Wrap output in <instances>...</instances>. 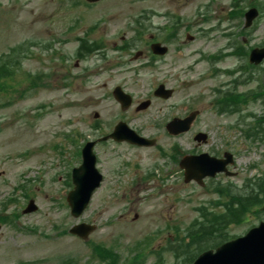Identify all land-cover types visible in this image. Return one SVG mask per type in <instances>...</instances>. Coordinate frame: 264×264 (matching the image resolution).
Here are the masks:
<instances>
[{
    "label": "rangeland",
    "instance_id": "1",
    "mask_svg": "<svg viewBox=\"0 0 264 264\" xmlns=\"http://www.w3.org/2000/svg\"><path fill=\"white\" fill-rule=\"evenodd\" d=\"M208 1L108 0L99 6L84 7L75 5L73 0H0V54L7 53L14 46L27 48V44L31 43L29 50L38 54H28L23 60L22 70L48 72L50 76L36 91L23 97L16 93L0 95V203L10 196L19 200L17 204H9L7 211H3L0 205V216L10 212L19 215L16 224L1 225L0 264H61L71 258L75 264H84L91 257L90 243L116 246L124 263L133 254L130 249L137 241L156 236L145 253L144 264H152L156 259L155 252L166 246L168 238H173L166 226L188 225L198 215L194 208L208 205L212 200L215 194L209 190L192 183H182L180 174L175 172L178 167H174L169 158L161 157L156 149L133 148L126 143L107 141L95 147L97 167L104 175V183L80 218L96 224L97 228L88 242H83L60 233L61 230H68L78 219H73L65 207V195L69 188L64 176L59 175L66 170V162L59 160L52 149L56 143L61 149L63 144L68 150L70 146L66 135H75L80 141L99 137L101 132L92 129L96 121L103 123V133L110 132L114 121L121 116L129 127L136 131L139 127L141 134L155 137L163 149L169 150L178 141L187 149L195 145L189 133L179 139L168 138L161 127L155 125V120L161 123L170 115L184 114L192 105L191 101H196L201 116L191 133L204 130L210 136L207 144L199 150L218 148L221 151L227 136L223 133L226 128L232 124L242 126L248 123L250 112L264 114L262 99L249 103L235 114L216 115L210 108L215 96L213 87L221 82H230L233 74H221L218 78L207 74L208 62L199 55L226 49L225 40L216 32L201 37L198 26L193 24L197 10ZM214 1L215 4L210 7L212 24L220 19L231 2ZM150 10L160 13L151 18V34L162 37L157 27L164 22L163 15L170 13L184 19L191 27L189 33L194 40L185 41L181 31L165 59L145 70L137 65L138 61L128 62V58L124 57L121 60H125V65L119 68H111L114 61H109L104 67L100 63L95 68L94 59L65 60L64 54H72L77 47L75 37L82 36L90 27L93 29L89 38H101L104 46L111 48L112 44L121 43L120 36L128 38L132 35L135 17ZM263 36L262 15L250 39H245V42L256 43ZM241 41L236 39L238 43ZM54 50L56 54H53ZM239 65L245 66L244 59L229 57L218 62L222 70H237ZM236 72L242 81L237 87L239 91L259 86L262 70L258 67L250 68V80L246 72ZM17 75L20 77L21 73ZM18 80L20 91L27 81L23 78ZM158 83L173 88L175 94L167 101L151 96V107L142 113H135L132 106L122 114L111 96L112 89L118 85L133 95V103L136 104L146 98ZM94 114H98V119H94ZM229 138L233 139L231 135ZM243 141H239L238 145L250 142ZM71 143L76 144V139H72ZM232 143L235 141L232 140ZM252 143L248 145L251 149L243 147V151L236 154V164L240 167L262 158L264 141L257 139L259 149L254 148ZM70 155L74 159L73 153ZM66 160H69L67 155L64 157ZM259 163L264 166V161ZM74 165L73 161L68 162L70 170ZM153 169L157 175L142 180ZM163 175L169 179L165 183L160 181ZM237 178L243 179L244 175ZM217 179L226 183L222 176ZM28 182L35 183L30 186V197L38 210L23 215L21 210L27 200L21 195L22 190L17 194L13 189ZM257 223L258 220L250 216L241 225L231 226L229 232L231 235H242ZM162 252L164 264H174L172 254L166 250Z\"/></svg>",
    "mask_w": 264,
    "mask_h": 264
},
{
    "label": "water",
    "instance_id": "2",
    "mask_svg": "<svg viewBox=\"0 0 264 264\" xmlns=\"http://www.w3.org/2000/svg\"><path fill=\"white\" fill-rule=\"evenodd\" d=\"M178 127L179 125L174 122L169 124V130L172 133H175V128ZM126 139L130 142H146L145 140L138 138L136 135H133V133L128 135ZM86 156L89 158V160L86 159V162H91L92 157L89 155V151H87ZM195 164L191 162L187 165H184L188 172L186 176L187 180L191 178L198 179L196 174L193 172ZM206 167L207 164L204 165L203 172L205 171ZM87 170V165L77 170L75 175L76 188L69 196L72 213L75 216H77L82 210V207L79 205L81 190V185L79 182L80 176L85 175V171ZM94 185L95 184H83L84 187L90 189L89 191L93 190ZM34 209L35 207L33 206L32 202H30L25 212H30ZM81 228H83V226H76L71 230V232H78L80 235H85L88 228H83L82 232L79 231ZM194 264H264V223H261L258 228L253 229L244 238L238 239L235 242L225 244L218 248L215 254H212L211 252L203 254Z\"/></svg>",
    "mask_w": 264,
    "mask_h": 264
},
{
    "label": "trees",
    "instance_id": "3",
    "mask_svg": "<svg viewBox=\"0 0 264 264\" xmlns=\"http://www.w3.org/2000/svg\"><path fill=\"white\" fill-rule=\"evenodd\" d=\"M5 72V73H4ZM8 75V72L7 70L3 69V70H0V75Z\"/></svg>",
    "mask_w": 264,
    "mask_h": 264
},
{
    "label": "flooded vegetation",
    "instance_id": "4",
    "mask_svg": "<svg viewBox=\"0 0 264 264\" xmlns=\"http://www.w3.org/2000/svg\"><path fill=\"white\" fill-rule=\"evenodd\" d=\"M151 41H152V42H154L155 40H151ZM149 45H150V44H148V45H146V46H148V47H149ZM143 55H144V54H143ZM147 55H149V54H146V56H147ZM149 56H150V55H149Z\"/></svg>",
    "mask_w": 264,
    "mask_h": 264
}]
</instances>
